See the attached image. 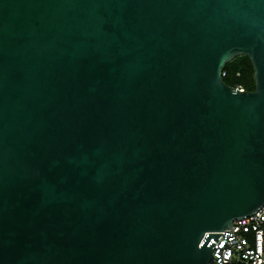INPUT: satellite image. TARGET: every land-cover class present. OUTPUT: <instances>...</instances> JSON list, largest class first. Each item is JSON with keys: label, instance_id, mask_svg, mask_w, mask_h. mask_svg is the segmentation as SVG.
Returning a JSON list of instances; mask_svg holds the SVG:
<instances>
[{"label": "water", "instance_id": "obj_1", "mask_svg": "<svg viewBox=\"0 0 264 264\" xmlns=\"http://www.w3.org/2000/svg\"><path fill=\"white\" fill-rule=\"evenodd\" d=\"M262 205L264 0H0V264L208 263Z\"/></svg>", "mask_w": 264, "mask_h": 264}, {"label": "built area", "instance_id": "obj_2", "mask_svg": "<svg viewBox=\"0 0 264 264\" xmlns=\"http://www.w3.org/2000/svg\"><path fill=\"white\" fill-rule=\"evenodd\" d=\"M234 88L243 90L239 85ZM215 233L220 235L213 243L211 261L203 264H264V205Z\"/></svg>", "mask_w": 264, "mask_h": 264}, {"label": "trees", "instance_id": "obj_3", "mask_svg": "<svg viewBox=\"0 0 264 264\" xmlns=\"http://www.w3.org/2000/svg\"><path fill=\"white\" fill-rule=\"evenodd\" d=\"M222 71L224 75L221 76V80L225 85L230 87L239 85L244 90L253 89L252 66L246 56L234 57L224 64Z\"/></svg>", "mask_w": 264, "mask_h": 264}]
</instances>
